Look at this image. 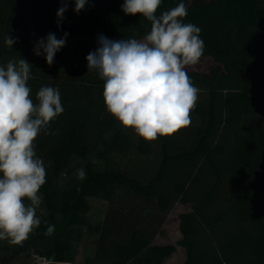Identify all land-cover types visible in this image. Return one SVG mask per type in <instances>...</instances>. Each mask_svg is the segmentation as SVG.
<instances>
[{
  "label": "trees",
  "instance_id": "obj_1",
  "mask_svg": "<svg viewBox=\"0 0 264 264\" xmlns=\"http://www.w3.org/2000/svg\"><path fill=\"white\" fill-rule=\"evenodd\" d=\"M180 2L183 22L201 29L202 58L217 66L188 72L207 92L194 109L199 123L147 142L107 112L104 81L88 72L86 57L101 35L143 39L150 21L126 15L124 0H88L79 13L67 0L62 18L63 0H0V66L26 59L33 100L51 86L64 109L35 142L48 216L30 243L46 262L73 263L88 227L99 240L86 264H164L177 247L154 239L182 203L191 204L179 217L184 264H264V0H162L156 15ZM49 33H67L51 65L34 52ZM89 198L109 202L103 224L91 226ZM49 225L55 231L45 235Z\"/></svg>",
  "mask_w": 264,
  "mask_h": 264
},
{
  "label": "clouds",
  "instance_id": "obj_2",
  "mask_svg": "<svg viewBox=\"0 0 264 264\" xmlns=\"http://www.w3.org/2000/svg\"><path fill=\"white\" fill-rule=\"evenodd\" d=\"M57 12L62 18L67 10ZM79 13L88 0H74ZM162 0H124L126 15H140L151 22L143 39L110 40L101 35L99 47L87 57L88 72L95 71L104 81L103 101L107 112L125 129L147 142L170 137L191 123L200 89L194 86L187 69L197 65L204 54L201 29L184 23L187 7H176L156 15ZM49 33L34 52L44 54L48 65L65 45ZM15 40L5 38L12 47ZM31 64L24 58L0 66V241L20 245L41 221L37 209L42 204L40 189L46 183V168L37 156L35 142L42 130L63 113L60 92L43 86L35 101L28 86ZM83 168L76 171L86 178ZM49 225L45 235H52ZM46 264H60L49 258Z\"/></svg>",
  "mask_w": 264,
  "mask_h": 264
},
{
  "label": "rangeland",
  "instance_id": "obj_3",
  "mask_svg": "<svg viewBox=\"0 0 264 264\" xmlns=\"http://www.w3.org/2000/svg\"><path fill=\"white\" fill-rule=\"evenodd\" d=\"M216 66L217 63L212 57H203L197 65L189 67L187 71L207 75ZM205 97H207V92L204 89H200L197 103ZM198 123L199 120L193 110L191 112L190 125ZM39 195L42 198V204L37 209V216L42 223L48 216V210L44 205L42 193L40 192ZM88 200L91 205V211L88 214L91 226L103 224L110 208L109 202L97 198H89ZM189 211H191V204H175L162 227V231L154 239V244L156 245L173 244L177 247L176 252L168 258L164 264H184L186 261V250L183 247L178 246L177 243L182 239L179 217L182 213ZM34 234L35 229L30 234L29 238L20 245H11L7 241H0V264H46L45 259L37 255L34 247H32L30 243ZM98 240V233L92 231L88 227H83V236L76 249L75 261L66 264H86L88 259L94 257Z\"/></svg>",
  "mask_w": 264,
  "mask_h": 264
}]
</instances>
